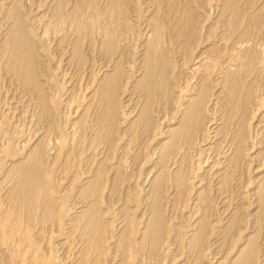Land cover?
Here are the masks:
<instances>
[{"label":"bare ground","instance_id":"6f19581e","mask_svg":"<svg viewBox=\"0 0 264 264\" xmlns=\"http://www.w3.org/2000/svg\"><path fill=\"white\" fill-rule=\"evenodd\" d=\"M0 264H264V0H0Z\"/></svg>","mask_w":264,"mask_h":264}]
</instances>
